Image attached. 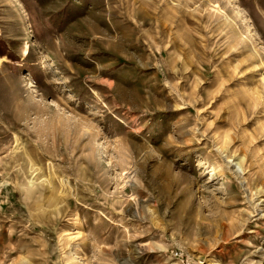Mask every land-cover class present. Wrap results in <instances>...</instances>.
Listing matches in <instances>:
<instances>
[{"label":"rangeland","instance_id":"obj_1","mask_svg":"<svg viewBox=\"0 0 264 264\" xmlns=\"http://www.w3.org/2000/svg\"><path fill=\"white\" fill-rule=\"evenodd\" d=\"M0 264H264V0H0Z\"/></svg>","mask_w":264,"mask_h":264}]
</instances>
